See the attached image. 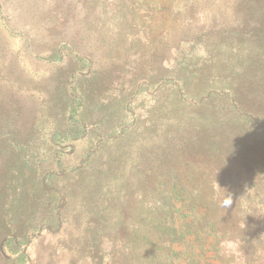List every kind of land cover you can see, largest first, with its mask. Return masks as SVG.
I'll return each mask as SVG.
<instances>
[{"label":"rangeland","instance_id":"rangeland-1","mask_svg":"<svg viewBox=\"0 0 264 264\" xmlns=\"http://www.w3.org/2000/svg\"><path fill=\"white\" fill-rule=\"evenodd\" d=\"M198 195L169 264H264V0H0V264H152Z\"/></svg>","mask_w":264,"mask_h":264},{"label":"trees","instance_id":"trees-1","mask_svg":"<svg viewBox=\"0 0 264 264\" xmlns=\"http://www.w3.org/2000/svg\"><path fill=\"white\" fill-rule=\"evenodd\" d=\"M242 115L249 119L253 118L251 114L243 113ZM218 172L220 176L216 180V184L221 191V198L223 197L225 201L229 202V208L236 207L238 203V196L236 194L238 181H235V178L230 176L227 167L221 166ZM44 188L49 189L46 184H44ZM219 197L220 195H218ZM221 198L218 202H220ZM209 199H206L204 196L200 197L199 195L188 196L184 199L180 198L178 199V203L182 205V210L178 216L172 213L167 215L162 212L156 214L155 221L157 225L151 230V236L154 242L152 246L153 254L150 256V258L156 261L152 264L172 263L176 259L175 253H173V247L187 239H193L198 244L203 245H218L221 239H224L228 234H231L233 229L238 227L239 220L236 219V214L213 213L211 206L214 207V205L208 202ZM175 218L179 222L177 226H175ZM251 219L259 218L251 214L242 220L246 223L247 220ZM168 223L170 224L167 225ZM42 230L49 229L45 227L40 228L39 232ZM144 263L147 264V262Z\"/></svg>","mask_w":264,"mask_h":264},{"label":"clouds","instance_id":"clouds-1","mask_svg":"<svg viewBox=\"0 0 264 264\" xmlns=\"http://www.w3.org/2000/svg\"><path fill=\"white\" fill-rule=\"evenodd\" d=\"M228 201H224V206H227L228 205Z\"/></svg>","mask_w":264,"mask_h":264}]
</instances>
